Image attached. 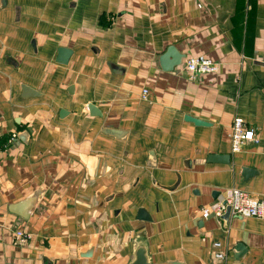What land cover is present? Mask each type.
I'll list each match as a JSON object with an SVG mask.
<instances>
[{"label": "crops", "instance_id": "obj_1", "mask_svg": "<svg viewBox=\"0 0 264 264\" xmlns=\"http://www.w3.org/2000/svg\"><path fill=\"white\" fill-rule=\"evenodd\" d=\"M199 55L218 71L190 76ZM235 117L258 140L232 152ZM233 187L264 199V0H0V264H131L138 247L212 264L214 241L264 264V218L201 215ZM27 198V219L9 211Z\"/></svg>", "mask_w": 264, "mask_h": 264}, {"label": "built area", "instance_id": "obj_2", "mask_svg": "<svg viewBox=\"0 0 264 264\" xmlns=\"http://www.w3.org/2000/svg\"><path fill=\"white\" fill-rule=\"evenodd\" d=\"M218 66L212 59L203 55L189 56L184 60V68L192 77L215 73L218 71ZM147 92V89L142 90V98H146ZM257 140L254 130L247 127L241 118L235 117L231 132L232 152L239 151L246 142H257ZM227 210L229 214L235 216L264 218V199L254 198L246 191L233 187L227 189L221 199L204 206L201 209V215L203 218L222 217ZM14 235L20 242L26 241L29 237L22 230H17ZM226 260L227 250L221 242L214 241L212 243V264H227Z\"/></svg>", "mask_w": 264, "mask_h": 264}, {"label": "water", "instance_id": "obj_3", "mask_svg": "<svg viewBox=\"0 0 264 264\" xmlns=\"http://www.w3.org/2000/svg\"><path fill=\"white\" fill-rule=\"evenodd\" d=\"M1 1L3 4L5 3V0H1ZM71 54H72V50L70 48L59 47L57 50L56 62L61 64H67ZM182 58H183V54L180 53L173 45H171L166 49L165 53L161 55L160 61L161 64H162V60L164 61L163 69L166 71H170L175 66L181 63ZM21 88L23 90V96L38 94V92H36L32 88L24 84L21 85ZM87 107L91 115L96 116L100 114L93 104H88ZM104 132L116 137H120L123 131L119 129L106 128L104 129ZM19 137L24 141L25 133H22V135H20ZM207 160L210 162L229 163L230 155L209 154L207 156ZM255 172H256L255 169L249 167H242V176L244 180H247V178H249ZM33 205H34L33 199L27 198L17 203L9 205L8 209L10 212H13L21 216L22 218L27 219L31 214V212L33 211ZM224 215L225 216L229 215V210H227ZM131 264H149L145 254V249L143 247H138V249L135 252V258Z\"/></svg>", "mask_w": 264, "mask_h": 264}]
</instances>
